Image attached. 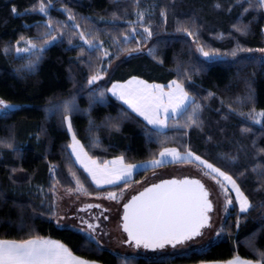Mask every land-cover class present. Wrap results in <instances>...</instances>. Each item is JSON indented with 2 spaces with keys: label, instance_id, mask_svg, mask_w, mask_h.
<instances>
[{
  "label": "trees",
  "instance_id": "trees-1",
  "mask_svg": "<svg viewBox=\"0 0 264 264\" xmlns=\"http://www.w3.org/2000/svg\"><path fill=\"white\" fill-rule=\"evenodd\" d=\"M73 1L76 15L102 28L106 42L125 31V24L114 23L129 9L127 3L138 6L134 0ZM36 2L0 0V99L19 106L0 114V240H57L75 255L101 264H198L235 257L264 263V118L258 124L244 116L264 112V60L243 53L264 49V6L257 0L137 1L150 8L154 53L133 42L132 48L110 57L113 68L101 84L91 86L90 77L105 64L99 50L63 39L47 48L32 70L12 52L13 43L23 35L33 37L46 19L31 11ZM53 13L66 20L64 11ZM164 17L167 26L162 28ZM197 46L223 59L204 61ZM132 77L159 84L178 81L199 108L191 103L166 131L153 128L109 93L113 83ZM69 101L75 105L65 111ZM193 111L194 124L189 122ZM66 116L93 158L123 157L135 164L157 159L168 147L190 151L235 177L252 207L230 215L223 238L202 250L125 258L102 248L55 222L53 179L64 188L77 187L80 179L91 194L130 182L94 186L69 150ZM151 171H138L134 180Z\"/></svg>",
  "mask_w": 264,
  "mask_h": 264
},
{
  "label": "snow or ice",
  "instance_id": "snow-or-ice-1",
  "mask_svg": "<svg viewBox=\"0 0 264 264\" xmlns=\"http://www.w3.org/2000/svg\"><path fill=\"white\" fill-rule=\"evenodd\" d=\"M260 3L264 6V0H260ZM39 11L46 12L43 3H41ZM13 12H15V8ZM137 15L139 21H143L144 13L140 12ZM162 15L164 14L162 13ZM69 19H72V17L69 16ZM144 32L147 33L148 37H151L150 26L145 27ZM133 34L135 33L133 32ZM188 34L192 35L191 32ZM80 36L83 39L84 33L81 32ZM128 38L125 37V40ZM84 42L88 44L90 49L96 48V45L89 43L87 40ZM25 44L27 47L18 48L17 51L29 52L37 47L31 40L25 41ZM40 51L42 52L43 48H40ZM200 52L204 56L209 55L203 48L200 49ZM105 55H108V53H105ZM32 67L34 66L29 65V69ZM102 78L103 76L97 72L90 77L88 82L94 84ZM167 87L169 91H165L163 85L149 84L146 81L133 78L126 84H114L111 92L124 104L128 105L132 111L142 116L153 128H167L169 127L170 114L181 111L190 103L193 104L194 109L199 108V105L194 104L193 98L188 95L181 84L175 80ZM10 107L12 106L0 99V108L8 109ZM64 109L68 111V105H64ZM257 115L264 118V112ZM194 117L195 111H193V116L189 117L190 123L194 124L196 122ZM65 119L68 129L71 131V119L67 116ZM256 122L259 123L260 120ZM72 140L73 143L70 147L73 153L77 155V159L89 172L97 186L117 184L121 181L129 182L134 169L138 167L136 165H125L123 158L111 162L114 166L119 165V167L109 168L107 164L101 166L87 156V153L83 151V146L76 140L74 133ZM6 146L11 147V144ZM82 156L86 160L82 159ZM160 156L162 159L152 162L153 167L162 165L164 157H173L181 161L186 158L189 160L194 158L195 161H199L201 165L209 169L211 173L223 177L225 181L232 185V189L237 193L236 199L239 201L241 212H247L252 207L248 198L240 191L231 176H227L218 168L201 160L199 156L193 157V153L188 152L185 157H182L175 149H165L160 153ZM76 183L78 191H86L79 180ZM217 183H220V181L217 180ZM221 187H224V185L221 184ZM225 192L227 193L226 188ZM208 196L209 193L204 185L195 179L164 181L145 189L124 206L123 230L128 235V242L134 243L136 248L143 247L155 251L163 249L166 245L175 248L178 244H184L195 237L201 236V229L208 226L210 219L208 213L212 211V203L209 201ZM106 198L116 200L117 196L115 193H109ZM227 203L231 204V199H228ZM88 207L100 206L90 204ZM92 227V225H89V228ZM262 259H264V255H262ZM0 264H88V262L73 256L59 242L29 239L22 242L0 240ZM229 264H249V262L237 257Z\"/></svg>",
  "mask_w": 264,
  "mask_h": 264
},
{
  "label": "rangeland",
  "instance_id": "rangeland-1",
  "mask_svg": "<svg viewBox=\"0 0 264 264\" xmlns=\"http://www.w3.org/2000/svg\"><path fill=\"white\" fill-rule=\"evenodd\" d=\"M137 1L140 0L133 1L138 5L135 7L127 3L129 9L126 11L124 16L119 17L118 22L114 23V24L120 23L121 25L125 24L126 25L125 31L121 32L119 35L116 34L115 38L113 35V39L109 37L110 39H107L108 42H106L103 41V39L101 40L100 31H102V28L98 27L95 24H90L84 21L83 17L80 18L78 15H76L75 9L72 8V4L74 2L73 0H67V1L37 0V2L34 5H32L31 11L44 15L46 19L44 23L37 26L34 33L35 35L33 37H27L23 35V37L21 36L19 42L13 43L11 45L12 52L16 57L23 58L25 67L29 68V65H33L35 67V65L39 63V61L43 57L44 51L47 48H49L54 43L60 42L63 39H66V41H69L70 43L76 42L82 45L84 44L87 46L89 50L99 49L102 58L105 60V64L102 66L100 65L99 71L97 72H99L103 76V78L99 79L94 84H90L91 86L99 85L103 82V79L106 78V74L104 73L106 71H111V69L114 66L113 65L112 67H109V62H108L110 60V57H112L114 53L120 55L119 53L120 51H127L128 49L132 48L133 42H135L138 45L137 47L139 49H144L147 52L152 51V53H154L155 51V48L154 51L152 50L153 48L152 45L154 44V42L150 41L152 39V35L151 37H148L147 33L144 32V28L150 26L148 23L150 21V13H149L150 8H148V6H140ZM257 1L260 3V0ZM41 3L44 4L46 8V12L39 11ZM68 4L70 5V7L68 6ZM53 9H59L61 11H64L66 13V20H63L61 18L58 19V17L53 13ZM140 12L144 13L143 21H139V17L137 13ZM132 13H134V17L131 19L130 16ZM69 16H71L72 19H69ZM123 17H127V19L122 20ZM144 24L147 25L144 26ZM156 25L159 26L160 24L154 23V26ZM166 26H167V22L164 17L161 27L164 28ZM81 32L84 33L83 39L80 36ZM133 32L135 34H133ZM189 36L191 37V35ZM53 37H55V39H53ZM125 37H129V38L125 40ZM121 38H122V42H121ZM27 40H31L32 43L35 44L37 47L29 52H23V51L18 52L17 51L18 48L27 47V45L25 44V41ZM85 40H87L91 44L96 45V48L90 49L88 47V44L84 42ZM145 40L147 41L146 42L147 45H143V42ZM40 48H43L42 52L40 51ZM201 48H202L201 46H197L196 49L197 56L200 59L207 62L223 59L221 55L211 54L212 51L210 52L206 51L209 53V55L204 56L200 52ZM105 53H108V55H105ZM243 53L244 55H248V56H259L264 60V49L247 50L244 51ZM74 105L75 104L72 101L68 104V108L72 109ZM5 110L6 109L0 108V114H3ZM258 113L260 112L253 111L250 113H245L244 116L247 119L251 120L253 123H257L256 121L260 120V122L258 123L260 124L262 118H260L257 115ZM65 124L68 129L67 121ZM73 133L75 134L72 127L71 131H69V134L71 136L70 145H72L73 143L72 140ZM75 138L76 140H78L76 135ZM79 144L83 146V144L80 141ZM70 145H69V150L74 158V161L76 162L77 166L83 169L78 162L79 160L75 159ZM83 148L85 149L84 146ZM85 151L87 152L86 149ZM188 152L190 151H187V153ZM88 155L90 156L89 153ZM193 157H195V155H193ZM93 159H97V158H93ZM97 160L105 164L110 160H113V158L103 159V160L97 159ZM201 160L205 161L202 158ZM213 167L215 166L213 165ZM218 169L224 172L227 176H231L232 179L236 182V185L239 187L240 191L244 194V196H246L242 188L236 181L235 177L221 170L220 168ZM83 171L87 174V172L84 169ZM186 176L197 177L201 179L205 183L207 189L210 191V197L214 204V212L212 213L211 227L206 229L203 232L202 236H200L199 238L193 239L187 242L186 244H181L175 248H169L157 252H145L142 249H135L134 247L127 245L126 244L127 238L125 233L122 231V227H121V215L123 213L122 205L125 203V201H127L131 195L142 190L145 186H147L150 183H154L165 178H172V177L182 178ZM134 177L129 179L130 183L127 182L128 184H126L121 189L100 192L98 194L89 193L87 191L86 186L81 183L80 179L78 180L80 181V184L83 185V188L86 190L85 192H81L77 190L78 189L77 183H76L77 187L64 188L60 185L58 181L56 180L54 181L53 179L51 193L53 197L52 206H53V217L55 219V222H57V224L60 227H69L82 232L90 240L96 242L100 247L108 248L113 252H115L116 254L123 256L125 258L133 255L160 257L163 255L184 254L192 250H202L208 247L209 245L218 242L220 239L223 238V235L225 233L224 226L226 220L230 217V215L236 213L245 214L249 211V210L247 212L240 211V204L239 201L236 199L237 193L232 189V185L230 183L225 181L223 177H219L215 173H211L209 169H207L204 165H201L199 161H195L194 158L191 160L186 158L183 160V162L172 161L165 165L155 167L147 176H145L143 179L138 181H135ZM217 180H219L220 183H217ZM125 183L126 182H121L117 185H123ZM221 184H223L224 187H221ZM105 188H110V187H105ZM225 188L227 189V193L225 192ZM109 193H115L117 199L116 200L107 199L106 197L108 196ZM228 199H231L232 201L231 204L227 203ZM90 204L99 205L100 207L89 208L88 205ZM89 225H92L93 227L89 228Z\"/></svg>",
  "mask_w": 264,
  "mask_h": 264
},
{
  "label": "crops",
  "instance_id": "crops-1",
  "mask_svg": "<svg viewBox=\"0 0 264 264\" xmlns=\"http://www.w3.org/2000/svg\"><path fill=\"white\" fill-rule=\"evenodd\" d=\"M133 78H135V79H138V80H143V81H146V80H144V79H141V78H139V77H132V78H130L129 80H131V79H133ZM129 80H127V81H125V82H115V83H113L112 84V86L110 87V90H109V93H110V95L111 96H113L114 98H116L117 100H119L116 96H114L113 94H112V92H111V89H112V87H113V85L114 84H126ZM147 83H149V84H159V83H151V82H148V81H146ZM172 82V81H171ZM170 82V83H171ZM170 83H168V84H159V85H163L164 87H165V91H169V89H168V85L170 84ZM178 83V82H177ZM182 86V85H181ZM183 87V86H182ZM185 90V89H184ZM189 95V94H188ZM190 96V95H189ZM191 97V96H190ZM121 103H123V101H121V100H119ZM124 104V103H123ZM125 106H127L128 108H129V106L128 105H126V104H124ZM189 106V104L184 108V109H182L181 111H179V112H177V113H174V114H170V117H169V120H168V124H169V122H170V120L171 119H173V118H177L178 116H180L181 115V113L187 108ZM130 110H132L131 108H129ZM134 112V111H133ZM134 113H136V112H134ZM137 114V113H136ZM138 115V114H137ZM174 116H176V117H174ZM141 118H143L142 116H140ZM144 119V118H143ZM146 121V120H145ZM147 122V121H146ZM150 126H152V125H150ZM153 127V126H152ZM169 127H167V128H156V129H158V130H160V131H166L167 129H168ZM166 149H175L177 152H179L180 153V155L182 156V157H184V156H186V153L187 152H185V153H183V152H180L177 148H166ZM71 150H72V148H71ZM165 150V149H164ZM163 150V151H164ZM83 151L85 152V153H87L86 151H85V149L83 148ZM162 151V152H163ZM72 153H73V151H72ZM73 155H74V157H75V159H77V155L75 154V153H73ZM193 155H195V156H197L196 154H193ZM87 156L88 157H90L89 155H88V153H87ZM91 158V157H90ZM82 159H85L86 160V158H84L83 156H82ZM92 160H95L96 162H97V164H99V165H101V166H103V165H105V164H107L108 165V167L109 168H113V167H119V165H113L111 162H113V161H117V160H119L120 159V157H117V158H113V160H110L109 162H107V163H101L100 161H98L97 159H93V158H91ZM159 159H162L161 158V156L159 155V157L157 158V159H155V160H159ZM155 160H152V161H147V162H142V163H136V164H131V165H136V166H138L137 168H135L134 169V171H133V174H132V176L129 178V179H131V178H133L134 176H135V174L138 172V171H141V170H144V169H153V168H155V167H153L152 166V162L153 161H155ZM172 161H175V162H183V160L181 161V160H176V159H174L173 157H164L163 158V164L162 165H165V164H167V163H169V162H172ZM79 162V164L81 165V167L87 172V174H88V176L91 178V181H92V183L94 184V186L95 187H97V188H105V187H111V186H115V185H117V184H119V183H117V184H103L102 186H97V184L95 183V181H93L92 180V177H91V175L89 174V172L85 169V167L81 164V162H80V160L78 161ZM123 162H124V159H123ZM124 164L125 165H128V164H126L125 162H124ZM161 166V165H160ZM159 167V166H158ZM121 182H124V181H121ZM120 182V183H121ZM132 196V195H131ZM41 240H49V241H54V242H59V241H57V240H52V239H41ZM8 241H12V240H8ZM16 242H19V241H16ZM59 243H61V242H59ZM61 244H63V243H61ZM71 253H72V255L73 256H75V257H77V258H79V259H81V260H84V261H86V262H88V264H101V263H98V262H94V261H90V260H86V259H83V258H81V257H79V256H77V255H75L65 244H63ZM237 257H235V258H233V259H231V260H228V261H224V262H206V263H198V264H229V262L230 261H232V260H234V259H236ZM238 258H240L241 260H244V261H247V262H249V264H264V263H262V262H257V261H251V260H247V259H243V258H241V257H238Z\"/></svg>",
  "mask_w": 264,
  "mask_h": 264
},
{
  "label": "water",
  "instance_id": "water-1",
  "mask_svg": "<svg viewBox=\"0 0 264 264\" xmlns=\"http://www.w3.org/2000/svg\"><path fill=\"white\" fill-rule=\"evenodd\" d=\"M4 102H5V101H4ZM5 103H6V102H5ZM7 104H8V103H7ZM9 105L12 106V107L8 108L9 110H15V109L19 108V106L16 107L15 105H12V104H9ZM184 179H190V180L195 179V180H199V181L204 185L205 189L208 191V193H209L208 199H209V201L212 203V211H210V212L208 213V216L210 217V219H209V221H208V226H205L204 228L201 229L202 234H203V232H204L206 229H208V228L211 227L212 213L214 212V204H213V202H212V200H211V197H210V191L207 189L205 183H204L201 179H199V178H197V177H191V176H186V177H182V178H175V177H172V178H165V179H161V180H159V181H157V182H154V183H150V184H148V185L145 186L142 190H140V191L136 192L135 194H133L132 196H130V198H129L127 201H125V203L122 205L123 213H122V215H121V227H122V231H123V232L125 233V235H126V238H127V239H126V244H127V245H130V246L134 247L135 249H142V250L147 251V252H157V251H161V250H165V249L173 248L171 245H166L163 249H157V250L153 251V250H151V249H145V248H143V247L136 248L135 245H134V243H129V242H128V235H127V233L123 230V224H124L123 217H124V214H125V208H124V206H125L127 203H130L133 197L138 196L141 192L145 191V189H147V188H150V187H152V186H154V185H156V184L163 183L164 181H170V180H177V181H180V180H184ZM201 236H202V235H201ZM199 237H200V236L195 237L194 239L199 238ZM190 241H191V240H190ZM187 242H189V241H187ZM187 242H185L184 244H186ZM179 245H181V244H178L177 246H179ZM177 246H176V247H177Z\"/></svg>",
  "mask_w": 264,
  "mask_h": 264
}]
</instances>
